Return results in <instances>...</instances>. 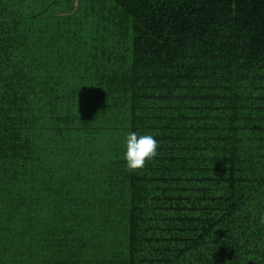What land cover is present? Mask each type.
I'll use <instances>...</instances> for the list:
<instances>
[{
    "label": "trees",
    "instance_id": "trees-1",
    "mask_svg": "<svg viewBox=\"0 0 264 264\" xmlns=\"http://www.w3.org/2000/svg\"><path fill=\"white\" fill-rule=\"evenodd\" d=\"M0 264H264V0H0Z\"/></svg>",
    "mask_w": 264,
    "mask_h": 264
},
{
    "label": "clouds",
    "instance_id": "clouds-1",
    "mask_svg": "<svg viewBox=\"0 0 264 264\" xmlns=\"http://www.w3.org/2000/svg\"><path fill=\"white\" fill-rule=\"evenodd\" d=\"M159 141L151 134L139 135L130 131L126 138L124 160L129 171L146 167L158 155Z\"/></svg>",
    "mask_w": 264,
    "mask_h": 264
}]
</instances>
